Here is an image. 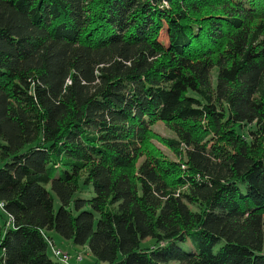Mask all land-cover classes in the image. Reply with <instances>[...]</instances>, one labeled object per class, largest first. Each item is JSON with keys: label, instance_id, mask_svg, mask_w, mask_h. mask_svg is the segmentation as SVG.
Returning a JSON list of instances; mask_svg holds the SVG:
<instances>
[{"label": "trees", "instance_id": "trees-1", "mask_svg": "<svg viewBox=\"0 0 264 264\" xmlns=\"http://www.w3.org/2000/svg\"><path fill=\"white\" fill-rule=\"evenodd\" d=\"M0 202V264H56L54 230L106 264H264V0H0Z\"/></svg>", "mask_w": 264, "mask_h": 264}, {"label": "rangeland", "instance_id": "rangeland-1", "mask_svg": "<svg viewBox=\"0 0 264 264\" xmlns=\"http://www.w3.org/2000/svg\"><path fill=\"white\" fill-rule=\"evenodd\" d=\"M163 25L165 26L166 24L163 22ZM167 27L165 26V28L163 29V32L161 34V39L164 41H167L169 36L167 34ZM153 128L158 131L159 133H161L162 135L166 136V137H172L174 136L173 132L170 131L166 125L163 122H156L153 125ZM157 144L162 147V149L170 156H172V153L162 144H160L159 142H157ZM80 186H81V192H79L76 196H80L83 198H91L94 195V188L93 186H88L83 184V180H81L80 182ZM54 195V204H55V209L56 211L59 209L60 207V202L58 197ZM73 208V205L71 206ZM49 236L51 238H53L54 240V246L56 248H59L63 251H69V252H75L76 249H74L73 247V243L71 240L65 239L62 235H60L58 232L54 231H50L49 232ZM153 244V240L151 238H148L146 240L143 241V245L144 246H149ZM180 246L187 248V249H191L192 248V243L191 241H187V242H181L179 243ZM48 253L50 255L51 258H53L56 261V264H63L61 260H59V258H57L56 256H54L53 254V250L51 248V246L49 247ZM90 253V252H89ZM72 254V253H70ZM82 255L84 256V263L85 264H106L105 262L99 261L98 259L95 258V256L93 254H89V256L86 255V253L84 251H82ZM71 259H73L76 262V257L75 255H70ZM71 261V260H70ZM170 264H180L178 261L172 262Z\"/></svg>", "mask_w": 264, "mask_h": 264}, {"label": "built area", "instance_id": "built-area-1", "mask_svg": "<svg viewBox=\"0 0 264 264\" xmlns=\"http://www.w3.org/2000/svg\"><path fill=\"white\" fill-rule=\"evenodd\" d=\"M0 207L3 208V204L0 202ZM12 221V218H9V222L10 223ZM54 254L57 258H59V260L62 261L63 264H83V256L81 253L75 255L76 257V262L72 263L71 260V256L69 253H66L64 251H62L61 249H54Z\"/></svg>", "mask_w": 264, "mask_h": 264}, {"label": "crops", "instance_id": "crops-1", "mask_svg": "<svg viewBox=\"0 0 264 264\" xmlns=\"http://www.w3.org/2000/svg\"><path fill=\"white\" fill-rule=\"evenodd\" d=\"M74 249H76L75 252H69V251H64V252L72 253L71 255H76L77 253H82V251H84L87 256H89V254H90L89 251H88V249H87V247H74ZM84 260L85 259L83 258V261H82L83 264H85L84 263ZM71 262L72 263H75V261L73 259H71Z\"/></svg>", "mask_w": 264, "mask_h": 264}]
</instances>
